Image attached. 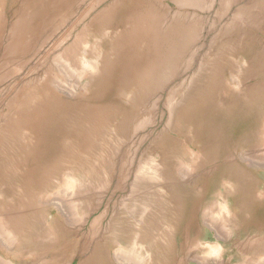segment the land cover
Instances as JSON below:
<instances>
[{"label": "rangeland", "instance_id": "1", "mask_svg": "<svg viewBox=\"0 0 264 264\" xmlns=\"http://www.w3.org/2000/svg\"><path fill=\"white\" fill-rule=\"evenodd\" d=\"M0 264H264V0H0Z\"/></svg>", "mask_w": 264, "mask_h": 264}]
</instances>
